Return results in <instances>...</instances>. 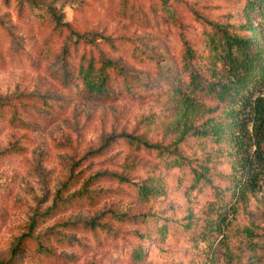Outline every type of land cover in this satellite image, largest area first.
<instances>
[{"label":"rangeland","instance_id":"1","mask_svg":"<svg viewBox=\"0 0 264 264\" xmlns=\"http://www.w3.org/2000/svg\"><path fill=\"white\" fill-rule=\"evenodd\" d=\"M122 1L0 0V34L19 39H0V102L23 106L22 124L0 120V264H264V169L254 189L236 196L228 188L230 144L192 131L176 144L190 125L232 121L229 105L193 92L189 75L207 83L222 70L207 48L211 23L250 35L247 0H167L169 21L153 11L163 0H128L121 12ZM49 9L70 24L60 34L41 21ZM259 11L250 15L257 27L264 26ZM77 34L90 40L77 45ZM84 53L123 58L126 76L113 83L112 99L76 95L77 86L58 80L65 67L78 68ZM123 134L164 151L131 145ZM203 168L207 177L197 181ZM147 179L160 182L165 194L140 203L138 184ZM219 215L225 225L213 230ZM94 220L96 227L88 225Z\"/></svg>","mask_w":264,"mask_h":264},{"label":"trees","instance_id":"2","mask_svg":"<svg viewBox=\"0 0 264 264\" xmlns=\"http://www.w3.org/2000/svg\"><path fill=\"white\" fill-rule=\"evenodd\" d=\"M166 3L167 0H163L162 5L156 3L153 11L160 9L159 12H161L162 18L169 21L174 14ZM121 7V12L126 10L128 0H123ZM130 7L136 8L134 4ZM258 9L260 10V19L264 21V0H247L244 7V14L247 17L248 23L244 26L251 32L247 36L234 33L221 23H211L210 25L213 29L206 32L208 36L206 39L207 48L216 53L215 63L222 64V70L212 72L215 79L207 83H203L200 74L197 72L193 71L189 75L190 83L194 85L193 92L205 91L208 95H212L217 99L216 101L219 104L226 103L229 105L230 110L228 116L232 121L226 125L222 120L217 121L216 117H212L205 122L204 128L199 129L194 125H190L176 139V144H179L185 140L189 131H192V135L196 134L200 137L211 136L215 137L218 141H226V143L230 144L234 148L231 155L235 157L232 164V182L234 186L228 188L233 189L234 195L236 196H241L247 191L254 189L258 185L260 179L259 174L264 169V93H261L262 87L264 86V26H255L250 17L251 14L256 15ZM49 10L50 14H48V18H42L41 21L46 25V28L53 25L55 32L62 33L64 27H69L70 24L64 22L62 15H58L55 10ZM145 11V8H140L138 13H143L147 16ZM73 32L72 35H76ZM77 35L79 36L74 41L77 45L83 42V38L90 40L86 35ZM9 36L12 37L13 42L19 40L12 33L7 34L6 32L0 34V39L6 41L5 38H10ZM17 36L22 35L19 34ZM52 38V34L50 35L49 33L45 41L46 46ZM18 53L20 56H25L27 60H31V57H28L30 52L23 51L22 53ZM133 55L139 58L143 56V53L140 52L139 54ZM193 56L194 51L189 48L185 58V66H192L190 59ZM33 61L37 63L35 58ZM120 75L121 77L126 76V67L122 57L118 60L110 57L97 59L94 56L84 53L80 56L79 66L76 70L71 67H65L64 71L59 73L57 77L59 81L65 83V87L71 85L77 86L78 89L75 91L76 95L98 97L107 100L112 99L118 93L113 88V83L120 81ZM124 82V91L130 92L132 88L129 85V81L125 78ZM173 91L175 95H181L178 87H174ZM183 97V102L186 105L189 99H187L186 95H183ZM20 107L23 106L0 102V120L3 117V120L8 118L14 124H22L23 122L18 116L20 114ZM183 114L184 119L188 120L187 109L186 111L184 110ZM122 136L128 143L136 145L137 147L143 146L146 149L159 151H164L165 148L161 144H152L143 137L134 134H123ZM174 164L178 165L182 163L176 159ZM208 170L209 168H203V171L197 175V181L206 178V171ZM106 175L108 174L99 173L97 177H104ZM109 176L116 178L122 183L131 182L127 176L117 173ZM154 180L147 179V181L138 184L137 196L140 203L149 202L151 199L165 194L159 180V184ZM217 194H220L219 190ZM79 195L82 196L83 193ZM108 212L113 213L115 218L119 220L127 219L124 213L115 214L116 212L114 211ZM108 212L106 211L103 216L107 215ZM131 219H139L146 222L145 215H135ZM224 223V217L219 215L218 220L215 222V226L217 227L213 230L221 231L222 226L225 225ZM88 225L96 227L97 223L94 220L88 223ZM159 233L163 234L164 232L163 230H159ZM248 234H250L249 231ZM139 254L141 253H136V258H139Z\"/></svg>","mask_w":264,"mask_h":264}]
</instances>
